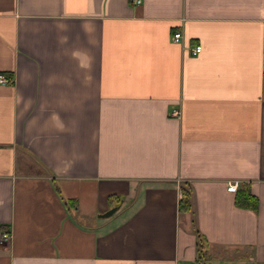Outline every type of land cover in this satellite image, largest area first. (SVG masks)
Wrapping results in <instances>:
<instances>
[{
  "label": "crops",
  "instance_id": "0c3cea01",
  "mask_svg": "<svg viewBox=\"0 0 264 264\" xmlns=\"http://www.w3.org/2000/svg\"><path fill=\"white\" fill-rule=\"evenodd\" d=\"M0 73V264H264V0H0Z\"/></svg>",
  "mask_w": 264,
  "mask_h": 264
},
{
  "label": "trees",
  "instance_id": "16d2710c",
  "mask_svg": "<svg viewBox=\"0 0 264 264\" xmlns=\"http://www.w3.org/2000/svg\"><path fill=\"white\" fill-rule=\"evenodd\" d=\"M236 194L234 202L240 207H257V198L253 195L246 186H241L235 189ZM181 196L178 200L179 211H188L191 209V185L187 181H182L180 186ZM75 199H69V205L74 206L76 203ZM199 244L202 243V239H199Z\"/></svg>",
  "mask_w": 264,
  "mask_h": 264
},
{
  "label": "built area",
  "instance_id": "2783aa9c",
  "mask_svg": "<svg viewBox=\"0 0 264 264\" xmlns=\"http://www.w3.org/2000/svg\"><path fill=\"white\" fill-rule=\"evenodd\" d=\"M131 1H132V3H135V4L141 2V0H131ZM172 37H173V40L179 41V38H181V33L179 31H175L173 33ZM190 49H191L192 53H197L200 51L201 45L200 44L193 45ZM10 81L11 80L5 74L0 73V84L8 83ZM172 114L177 116L178 111L174 110V111H172ZM236 187H237L236 182H230L227 185V189L231 190V191L235 190ZM9 239H10V232L8 230H5V229H0V243H7V242H9Z\"/></svg>",
  "mask_w": 264,
  "mask_h": 264
},
{
  "label": "water",
  "instance_id": "95a60500",
  "mask_svg": "<svg viewBox=\"0 0 264 264\" xmlns=\"http://www.w3.org/2000/svg\"><path fill=\"white\" fill-rule=\"evenodd\" d=\"M116 209H117V205H113V206L109 207L108 209H106L105 211L98 213V215L102 216V217H106V216H109L110 214H112Z\"/></svg>",
  "mask_w": 264,
  "mask_h": 264
},
{
  "label": "rangeland",
  "instance_id": "374dc122",
  "mask_svg": "<svg viewBox=\"0 0 264 264\" xmlns=\"http://www.w3.org/2000/svg\"><path fill=\"white\" fill-rule=\"evenodd\" d=\"M86 222H88V221H86Z\"/></svg>",
  "mask_w": 264,
  "mask_h": 264
}]
</instances>
